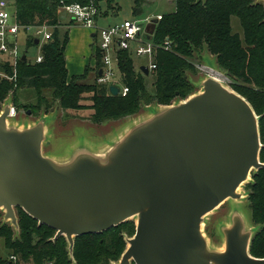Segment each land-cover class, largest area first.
<instances>
[{
  "label": "water",
  "instance_id": "water-1",
  "mask_svg": "<svg viewBox=\"0 0 264 264\" xmlns=\"http://www.w3.org/2000/svg\"><path fill=\"white\" fill-rule=\"evenodd\" d=\"M157 22L145 27L148 42ZM139 70L148 75L146 67ZM198 89L154 109L103 150L78 147L63 159L42 153L46 117L11 124L7 99L0 111L2 221L18 232L19 208L55 230L54 241L63 236L70 254L74 238L133 221L134 235L112 264H264L249 253L253 230L236 207L218 227L221 247L203 229L225 202H240L251 174L264 169L259 117L214 76ZM108 90L118 95L117 86Z\"/></svg>",
  "mask_w": 264,
  "mask_h": 264
},
{
  "label": "trees",
  "instance_id": "trees-1",
  "mask_svg": "<svg viewBox=\"0 0 264 264\" xmlns=\"http://www.w3.org/2000/svg\"><path fill=\"white\" fill-rule=\"evenodd\" d=\"M133 1L136 6L140 5L141 0ZM102 3L105 11L101 16ZM253 3L254 0H206L204 3L175 0L174 12L161 15L150 41L154 47L151 64L155 66L148 71L154 77L152 94L146 89L144 74L134 67L133 52L117 53L116 78L128 89L122 97L111 96L109 86L96 80L83 83L88 71L98 74L99 52H93V66L86 65L81 75L69 77L64 55L68 30L62 27L58 14L64 5L91 6L96 10V20L107 16L110 10H117L114 0H14V14L20 26L46 25L53 30L51 39L40 47V63L28 62L23 53L25 61L18 60L14 79L10 78L12 69L7 61L0 64V71L8 76L0 78V109L9 93L15 111L30 110L34 116L41 109L44 114L48 113L55 101L63 110H82L85 106L81 102L89 99L93 112L90 119L95 123L134 114L141 103L168 106L174 98L192 94L185 73L194 72L189 59L205 43L219 69L234 81L233 91L245 98L259 117L262 144L259 159L264 164V9ZM231 17L238 19L242 38L232 33ZM34 42L28 36L26 47H38ZM22 89L33 91L32 103L20 101L18 93ZM245 189L249 190L247 201L252 224L260 226L251 240L249 253L252 257L264 258V169L252 174V182ZM16 214L18 232L4 223L0 214V264H112L125 250L124 236L131 237L135 232L133 221H127L103 233L76 237L70 254L63 236L52 241L55 230L39 226L19 208Z\"/></svg>",
  "mask_w": 264,
  "mask_h": 264
},
{
  "label": "rangeland",
  "instance_id": "rangeland-1",
  "mask_svg": "<svg viewBox=\"0 0 264 264\" xmlns=\"http://www.w3.org/2000/svg\"><path fill=\"white\" fill-rule=\"evenodd\" d=\"M3 1L8 5V12L13 14L14 0ZM196 1L204 3L206 0ZM114 4L117 7L116 11L113 12L110 10L107 12V16L98 17L96 19V26L98 28H105L109 25L134 20L144 22L145 28L149 24H146V19L152 20L156 18L157 15L169 14L175 10V0H141L139 6H136L133 0H114ZM253 4H260L264 9V2L261 0H254ZM100 6V15L102 16L103 11H105V5L102 3ZM58 14L61 22L63 19L68 18L63 10H58ZM230 26L232 33L238 34L239 37L242 38V29L236 17L230 18ZM33 33V30L20 31L17 36L19 51L21 54L25 53L26 59L30 63H34L36 57L39 55V49L37 46L29 48L26 47V38ZM89 41L91 51L93 46V38L90 37ZM189 60H191L194 72L187 71L185 74L189 84L192 87V94L198 92V84L207 76H214L218 78L226 87L233 90L232 87L234 85V81L228 76L226 72L219 69L215 56L208 51L205 43L202 44L200 49L193 51ZM151 62L152 58L150 59L147 55L136 56L133 54V64L135 69H139L143 66L148 67ZM89 66L91 67L90 64ZM98 76L99 70L97 75L96 73H93L92 70H90L88 71L86 79L83 83H92ZM153 82L154 77L152 75L145 76L146 89L151 94L154 90L152 86ZM118 86L121 87L120 84ZM18 95L20 101L23 103L33 102L34 93L32 90L22 89ZM44 96L50 98L49 93H45ZM7 99L11 102L13 107L11 93L8 94ZM185 99L186 98H174L171 103L173 104ZM81 104L85 106V108L82 110H63L59 106L58 101H55L53 102L52 108L48 111V113L44 114L43 110L41 109L36 116L32 115L30 110L26 111L25 109H20L15 111V115L10 117L8 122L14 125L24 126L34 123L41 117H46V133L48 139L47 143L43 145L42 153L45 156L63 159L68 157L70 153L78 147H85L94 152L103 150L133 123L143 119L150 113H153L154 109L162 107L156 103H151L148 105L141 103L140 108L134 114L126 115L117 119H107L101 123H95L90 119V116L93 112L90 109L91 102L89 99L83 100ZM27 112H29V114H27ZM252 174L250 182H252ZM245 186L241 188V192L245 195V197L240 202H225L217 210L206 217L203 229L210 244L215 248H219L222 245L218 227L221 224H226L228 222V215L234 207L238 209L246 225L252 228L253 234L258 232L260 229V226L252 224L249 203L247 201L249 190H246ZM0 214L2 217L1 211ZM131 237L124 236L125 239ZM52 241L54 240L52 239Z\"/></svg>",
  "mask_w": 264,
  "mask_h": 264
},
{
  "label": "built area",
  "instance_id": "built-area-1",
  "mask_svg": "<svg viewBox=\"0 0 264 264\" xmlns=\"http://www.w3.org/2000/svg\"><path fill=\"white\" fill-rule=\"evenodd\" d=\"M59 10H63L71 22L81 25L92 32L94 36L92 50L93 52H99L101 61V67L99 68L101 75L96 78L97 83L107 86H117L119 89L118 95L122 97L126 96L128 89L118 86L120 83L116 78L117 53L121 50H131L136 56L147 55L150 59L152 58L154 47L144 39V22L138 20L124 21L105 28H98L94 18L96 10L91 6L83 7L78 4L64 5ZM156 19L159 21L161 15L157 16ZM150 21V19H146V24L150 23ZM27 30H33L34 33L29 36L38 40L39 55L36 57L35 63H40L42 61L40 47L51 39L53 27L46 25L20 26L16 21L14 12L10 14L6 2L0 0V64L3 65L7 61V64L12 69L11 79L16 77L18 60L22 56L25 57L19 51L17 36L20 31ZM154 68L155 66L152 64L147 67L148 71ZM1 77L6 78L8 76L5 72L0 71ZM11 115H15L13 107Z\"/></svg>",
  "mask_w": 264,
  "mask_h": 264
},
{
  "label": "crops",
  "instance_id": "crops-1",
  "mask_svg": "<svg viewBox=\"0 0 264 264\" xmlns=\"http://www.w3.org/2000/svg\"><path fill=\"white\" fill-rule=\"evenodd\" d=\"M61 24L68 30V44L64 52L68 75L69 77L81 75L86 65L92 66L94 63L93 50L91 49V53L89 43V38L94 36L89 29L71 22L68 18L63 19Z\"/></svg>",
  "mask_w": 264,
  "mask_h": 264
}]
</instances>
